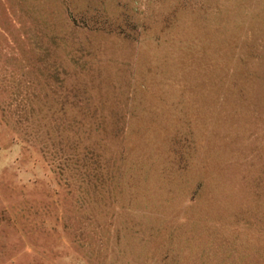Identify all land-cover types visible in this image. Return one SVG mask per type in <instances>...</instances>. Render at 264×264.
I'll list each match as a JSON object with an SVG mask.
<instances>
[{"label":"rangeland","instance_id":"374dc122","mask_svg":"<svg viewBox=\"0 0 264 264\" xmlns=\"http://www.w3.org/2000/svg\"><path fill=\"white\" fill-rule=\"evenodd\" d=\"M0 264H264V0H0Z\"/></svg>","mask_w":264,"mask_h":264}]
</instances>
